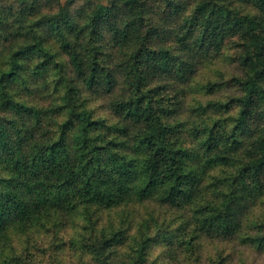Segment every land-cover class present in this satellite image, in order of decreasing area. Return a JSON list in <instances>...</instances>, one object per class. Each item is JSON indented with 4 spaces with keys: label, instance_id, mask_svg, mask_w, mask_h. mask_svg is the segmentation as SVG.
Here are the masks:
<instances>
[{
    "label": "trees",
    "instance_id": "16d2710c",
    "mask_svg": "<svg viewBox=\"0 0 264 264\" xmlns=\"http://www.w3.org/2000/svg\"><path fill=\"white\" fill-rule=\"evenodd\" d=\"M0 264H264V0H0Z\"/></svg>",
    "mask_w": 264,
    "mask_h": 264
}]
</instances>
